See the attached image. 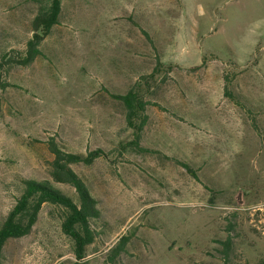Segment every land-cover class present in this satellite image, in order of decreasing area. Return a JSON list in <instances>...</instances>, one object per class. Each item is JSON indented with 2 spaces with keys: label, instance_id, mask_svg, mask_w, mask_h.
I'll use <instances>...</instances> for the list:
<instances>
[{
  "label": "rangeland",
  "instance_id": "obj_1",
  "mask_svg": "<svg viewBox=\"0 0 264 264\" xmlns=\"http://www.w3.org/2000/svg\"><path fill=\"white\" fill-rule=\"evenodd\" d=\"M60 2L41 55L22 67L14 62L35 5L0 0V224L21 180L47 181L76 199L49 177L52 139L68 152L106 154L72 166L105 224L84 264H103L125 236L118 264H224L229 224L226 264H264V0ZM136 83L159 106L148 108L141 139L158 153L119 147L133 131L108 93ZM225 85L232 99L223 97ZM172 160L192 167L198 182ZM75 261L59 211L48 205L30 233L2 251L3 264Z\"/></svg>",
  "mask_w": 264,
  "mask_h": 264
},
{
  "label": "trees",
  "instance_id": "obj_2",
  "mask_svg": "<svg viewBox=\"0 0 264 264\" xmlns=\"http://www.w3.org/2000/svg\"><path fill=\"white\" fill-rule=\"evenodd\" d=\"M35 5L34 15L30 26L31 34L26 40L23 50V57L18 58L14 63L18 66L28 67L35 59L41 55L40 45L58 25L61 14L60 0H31ZM143 35L152 44L145 32ZM161 64L156 58L155 73L161 68ZM172 67L166 68L171 71ZM165 73L160 80L164 84ZM142 76L143 86H147V79L153 75ZM5 84L0 83L3 88ZM136 83L124 93H111L110 98L118 101L123 107L124 118L127 127L132 129L133 138L126 146H119L121 149L132 148L139 154L158 153L147 149L141 144L142 134L148 124L147 110L150 106L157 104L147 100L144 96L143 87ZM223 97L232 99L227 91L226 85L223 88ZM231 101H235L234 99ZM166 111L164 108H158ZM1 113V108H0ZM255 120H251V125L256 128ZM48 151L53 156L49 177L54 184L68 185L74 190L76 199L64 195L52 187L47 181L21 180L20 194L16 198L13 208L8 212L3 222L0 224V264L2 263V251L9 240L20 239L27 236L35 225L39 212L44 205L52 206L59 211L61 229L73 243V250L76 261L72 264H84L85 250L92 245L101 235V229L105 226L101 213L98 209V202L89 190L85 180L80 177L72 166H90L96 159L106 158V154L100 150L90 151L87 154L72 153L61 149L52 139L47 143ZM177 166L184 169L185 173L198 182L196 171L188 164L172 160ZM228 235L221 243V254L224 264L229 260L231 253V236L234 228L228 225ZM127 243V237H121L119 241L107 251L103 264H118L117 259Z\"/></svg>",
  "mask_w": 264,
  "mask_h": 264
}]
</instances>
